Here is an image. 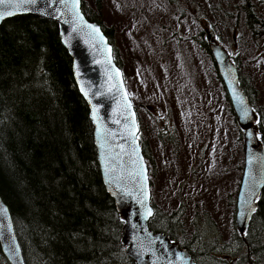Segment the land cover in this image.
<instances>
[{"label":"trees","instance_id":"obj_1","mask_svg":"<svg viewBox=\"0 0 264 264\" xmlns=\"http://www.w3.org/2000/svg\"><path fill=\"white\" fill-rule=\"evenodd\" d=\"M244 3L246 24L254 31L264 22L253 4ZM81 7L111 43L112 25L103 24L84 2ZM202 44L210 53L207 42ZM113 53L121 68L115 49ZM233 61L240 86L261 118L254 105L257 92ZM229 110L233 113L231 104ZM257 125L264 144L263 120ZM140 146L150 162L149 147L143 141ZM0 197L9 208L25 264H135L125 252L124 221L103 183L89 107L77 88L58 24L30 14L0 23ZM152 208L150 229L188 247L173 215L153 201ZM202 221L194 220L203 227L195 228L190 242L200 237L198 244L209 249L219 241L216 225L206 211ZM234 227L240 264H264V188L246 231ZM210 233L213 243L207 240ZM201 263L208 264L205 257ZM0 264H10L1 246Z\"/></svg>","mask_w":264,"mask_h":264},{"label":"rangeland","instance_id":"obj_2","mask_svg":"<svg viewBox=\"0 0 264 264\" xmlns=\"http://www.w3.org/2000/svg\"><path fill=\"white\" fill-rule=\"evenodd\" d=\"M83 2L114 29L112 50L120 58L136 111L139 141L151 152L147 164L153 203L181 225L182 242L203 227L194 220L203 222L205 211L215 221V245L231 242L244 166L243 137L202 41L212 31L237 62L257 92V123L263 120L264 127V25L250 30L243 5L253 4L264 22V0ZM214 238L210 233L207 240L213 243ZM229 248L217 247L213 253L229 255Z\"/></svg>","mask_w":264,"mask_h":264},{"label":"water","instance_id":"obj_3","mask_svg":"<svg viewBox=\"0 0 264 264\" xmlns=\"http://www.w3.org/2000/svg\"><path fill=\"white\" fill-rule=\"evenodd\" d=\"M66 4L67 7L60 3V0H56L54 4L49 0H40L38 5L25 6V8H18L15 3L0 4V12L15 13L0 19V23L15 15L30 14L51 19L58 24L62 43L72 58V71L77 88L89 107L103 183L124 221L121 236L126 254L135 264H195L186 248L181 247L178 242L171 241L165 234L153 231L148 225V220L153 214L148 166L138 140L133 144V139L125 133V126L131 124V119H126L128 113L122 108V95L126 88L124 82L123 90L119 86L123 77L121 69L114 62L112 44L100 25L86 18L82 11L81 0L78 12L83 18V23L74 16L72 0H66ZM37 8L40 11H37ZM60 13L64 15L61 16ZM86 25L98 27L100 36L91 34V30ZM213 35L212 31L207 34L208 48L229 96L235 120L242 130L244 166L235 199L234 223L237 231L243 233L255 213V211L248 212L244 201H251L252 207L257 209V199L264 188V144L257 133V114L239 84L237 67L227 50L216 42ZM108 48H111V65L106 63ZM116 70H119L118 74ZM109 76H112L111 80ZM82 88L88 92L87 96ZM244 108L248 110L247 118L242 111ZM131 112L135 113L137 125L132 102ZM117 120L120 123H116ZM98 131L115 135L102 137L98 135ZM117 145L123 146L126 154L123 155L122 162L112 165L116 167V171L111 172L106 167V163L116 152H119ZM133 148H136V152H133ZM138 158H142L140 162L146 170V181H142L138 175L140 168L134 163ZM252 192L256 195H251ZM0 203L7 209L6 216H0L2 252L10 264H25L9 208L1 197ZM148 210H151V215H147ZM241 211L245 212L243 219L240 215Z\"/></svg>","mask_w":264,"mask_h":264},{"label":"snow or ice","instance_id":"obj_4","mask_svg":"<svg viewBox=\"0 0 264 264\" xmlns=\"http://www.w3.org/2000/svg\"><path fill=\"white\" fill-rule=\"evenodd\" d=\"M50 3L54 4L56 3V0H49ZM12 4L15 3L16 7L18 8H25V6H35L38 5L40 3V0H0V4ZM60 3L65 4V6L67 7L66 4V0H60ZM79 3L80 0H72V11L74 13L75 18H77L78 20H80L83 23V18L82 16H80L79 12H78V7H79ZM37 11H40L39 8L36 9ZM14 12H0V19H3L5 16H11L14 15ZM61 16L64 15V13H60ZM87 28H89L91 30V34H93L94 36H100V29L94 25H86ZM107 52L109 53L107 59H106V63L111 65V48L107 49ZM116 73H119V70H116ZM112 79V76H109V80ZM119 86L120 89L123 90V81L121 80L119 82ZM82 91H84L85 96L88 95V92L85 91L83 88L81 89ZM129 93L126 90H123V95H122V101H123V111L128 113V117H126V119L130 118L131 119V124L130 125H126L125 126V133L127 136L131 137L133 139V144H135V142L139 139V136L137 135L138 132V126L135 123V113L131 112V101L129 99ZM245 118H247L248 116V110L246 108L242 109ZM93 116L95 117V110L93 112ZM116 123H120L119 120L116 121ZM110 133L106 134L103 131H98V135L100 136H105V135H109ZM114 137L115 134H110ZM101 147H103V144L101 145ZM138 147V146H137ZM117 148H119V152H116L111 158L108 159L107 163H106V167L108 168L109 171L114 172L116 171V167L112 166V165H116L120 162H122L123 159V155L126 154L125 153V149L123 148V146L121 145H117ZM133 152H136V148H133ZM142 158H138L136 161H134V163H136L138 165V167L140 168V172H138V175L141 177L142 181H146L147 180V176L145 174L146 170L143 167V164L140 162ZM112 166V167H110ZM143 190V188H142ZM251 195H256L255 192H252ZM147 198V197H145ZM141 203H143V201H141ZM244 206L245 208L248 210V212H254L256 211V209L254 207H252V202L249 200H245L244 201ZM7 214V209L3 207L2 203H0V216H6ZM151 210H148L147 215H151ZM242 219L245 216V212L241 211L240 213Z\"/></svg>","mask_w":264,"mask_h":264},{"label":"flooded vegetation","instance_id":"obj_5","mask_svg":"<svg viewBox=\"0 0 264 264\" xmlns=\"http://www.w3.org/2000/svg\"><path fill=\"white\" fill-rule=\"evenodd\" d=\"M208 33H209V31H207L206 36ZM159 233H162V232H159ZM199 241H200V237L197 239H193L191 242L189 241V244L186 243L188 247L183 246L184 248H186L189 251L193 261L195 262V264H200L202 257H211L212 262H214V264H240V256H238V254L236 253V244H235V242H233V239H231V242H228L225 245H221V246L215 245L214 247H209V249H207L205 247H201L198 244ZM217 247H224V248L232 247V248H229L231 250V254H229V255H227V254H223V255L214 254L213 251L217 250ZM205 252H206V254H204ZM222 252L226 253V249L223 250ZM248 264H252V263H248Z\"/></svg>","mask_w":264,"mask_h":264},{"label":"bare ground","instance_id":"obj_6","mask_svg":"<svg viewBox=\"0 0 264 264\" xmlns=\"http://www.w3.org/2000/svg\"><path fill=\"white\" fill-rule=\"evenodd\" d=\"M149 182H150V187H151V180H150V178H149ZM20 244V243H19ZM21 247V246H20Z\"/></svg>","mask_w":264,"mask_h":264}]
</instances>
